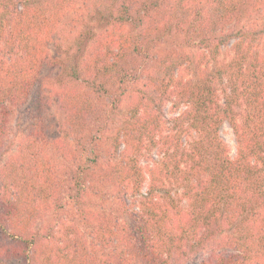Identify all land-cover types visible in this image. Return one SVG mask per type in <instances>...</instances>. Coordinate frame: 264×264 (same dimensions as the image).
Masks as SVG:
<instances>
[{
    "label": "trees",
    "instance_id": "16d2710c",
    "mask_svg": "<svg viewBox=\"0 0 264 264\" xmlns=\"http://www.w3.org/2000/svg\"><path fill=\"white\" fill-rule=\"evenodd\" d=\"M263 38L264 0H0V157L27 118L0 163V264H264ZM101 94L121 120L87 136ZM64 167L79 220L52 225Z\"/></svg>",
    "mask_w": 264,
    "mask_h": 264
},
{
    "label": "rangeland",
    "instance_id": "374dc122",
    "mask_svg": "<svg viewBox=\"0 0 264 264\" xmlns=\"http://www.w3.org/2000/svg\"><path fill=\"white\" fill-rule=\"evenodd\" d=\"M176 40H180L181 43L178 44L177 48H183V50H188V49H194V48H189L185 47V44L183 43V37L182 36H177ZM262 43H264V38L262 40ZM162 49L164 47L162 46ZM230 45L226 46L223 48V52L227 53L229 52ZM50 50L53 55L58 54V47H56V44L51 43L50 45ZM64 58V57H63ZM53 74H57L58 71L56 69L51 70ZM53 83L55 86H59L60 82L57 78L52 79ZM51 104L49 109L46 111V118H47V124L50 126V132L53 136H57L59 138H62L64 142L72 145L71 138L69 136L65 135L64 132V126H63V112L59 108V105H57L56 101L54 100L53 95L51 96ZM101 102L99 109L91 115L88 121V127H87V136H102L101 138H105V135H109L112 132H115L116 127L118 125V122L121 120V113H123L122 110H115L111 108V105L109 103V97L107 94H101L100 100ZM164 112H165V118H170L174 115V113L171 110V105L170 103H167L164 105ZM26 126H27V118L26 115H22V111H16L13 113L11 122L9 124V130H8V136L5 141L6 144V149L7 151L0 157V163L4 160L5 157L10 155L12 152L15 151V147L18 143L19 138L21 137L22 133L26 131ZM220 136L224 140V142L227 144L229 153L233 157L236 153V141L235 137L233 134V131L228 123H223L222 126L220 127ZM154 160H157V156L154 154L152 156ZM145 162H143L144 164ZM147 163V162H146ZM65 164V163H64ZM73 165L72 169L74 168ZM61 174L63 177V181L60 179L62 183V187L60 188V196L63 199V202L66 204V211L63 210L62 213L56 214L55 217L48 216L47 219L50 221L52 225H56L59 223V221L65 220H74V218L77 219L76 213L72 215V211L76 210V206L73 205L72 201V196H74L76 192V187L73 186V182L69 179L70 178V172L66 170V167L61 170ZM147 182V181H146ZM145 190V188H144ZM102 191H105L106 195L109 192L110 193V188L109 187H102ZM108 193V194H109ZM88 195H92L89 193ZM84 204V208L95 211V212H103L107 213L109 211L115 212L116 210V204L111 203V201H106L102 199V197H97V196H87ZM57 216H60L57 218ZM67 216V217H66ZM74 216V217H73ZM0 240H2L0 238ZM194 260H197V258H194Z\"/></svg>",
    "mask_w": 264,
    "mask_h": 264
}]
</instances>
